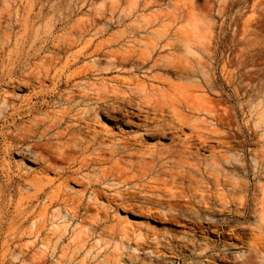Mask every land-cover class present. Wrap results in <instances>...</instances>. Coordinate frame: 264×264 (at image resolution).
I'll return each instance as SVG.
<instances>
[{
	"label": "bare ground",
	"instance_id": "bare-ground-1",
	"mask_svg": "<svg viewBox=\"0 0 264 264\" xmlns=\"http://www.w3.org/2000/svg\"><path fill=\"white\" fill-rule=\"evenodd\" d=\"M127 1L133 3V0ZM216 1L217 5L212 4V0H203L200 5L195 0L182 3L175 0L171 9L164 13L158 11L144 25L128 26L118 34L112 33L104 37L107 32L105 22L94 33L89 34V24H82L84 21L80 20L81 23L63 27V32L56 35L54 27L42 30L36 25L41 15L26 9L30 0H0V87L28 85L32 90L27 97L16 103L13 93L7 88H0V175L6 177V184L13 182L14 178L21 180L26 177V173L20 171L24 168L23 161L15 162V173L11 162L7 160L17 150L22 151L23 160L32 162L24 154H33L42 159L48 169L55 167L53 154L57 150L62 152L63 144L85 142L84 149H87L94 141L93 134L88 140L86 136L90 133V123L97 121V109L106 107L105 95L95 98L92 106L82 107L77 113H72L74 107L87 99L92 100L91 95L75 93L70 89L57 98V102L60 101L63 107L57 113H45L49 124L44 130L59 125L70 114L72 117L71 124H68L65 131L55 132L56 149L50 143L51 138L46 137L47 132L38 131L43 118L35 116L28 123L22 121L24 117L31 116L37 107L48 102L33 100L37 95L45 93L50 96L49 90L43 87L45 78L54 83L53 87H58L78 76H107L113 72H136L138 68H143L145 75L153 72L152 78L158 76L162 82L164 80L161 76L173 75L177 79L186 80L188 84H176L175 93L171 92L172 100L169 95L166 96L167 99L164 97V102L171 101L166 107L154 104L151 106L154 110L152 116L142 115L145 125L155 123L153 129L160 130L163 134L166 131L171 135L169 144L147 148L136 157L138 165L149 172L156 171L165 184H168L163 196L154 191H150V195L174 219L207 223L213 226L214 231H220L222 236L224 232L221 225L227 224V217H232L236 227L232 230L229 228V233L234 235L233 239L241 246V255L233 263L264 264V155L251 152L250 159L257 170L256 177L261 181L254 184L251 191L248 178L250 163L243 153H239L244 150L245 144L237 139V132L231 131L234 123L238 124L237 109H245L251 98L249 94L248 101H243L240 96L247 95L253 89L252 76H249L254 70L252 49L260 41L258 18L264 16V0ZM37 3H41V0H37ZM239 3H243V10L236 8ZM12 4L14 10L21 11V14H12ZM159 4L156 0H144L136 4L134 12ZM246 10L251 13L241 20ZM215 16L218 17L216 31L212 29ZM165 17L169 19L165 25L164 22L161 25ZM93 19L98 17L93 16ZM155 24L159 26L155 27ZM228 26L232 31L229 39H226L224 28ZM14 27L19 29L13 32ZM50 38L53 47L62 54L52 51L51 55H44L42 61L48 59V67L41 71L37 64L36 72H27L31 59L46 49V41ZM226 40L227 50L223 51L222 43H226ZM112 45H118L119 48L107 50ZM76 46L78 48L74 49ZM82 59L88 60L71 70ZM103 61L106 64L104 67ZM221 61L222 70L233 63L238 76H212ZM56 66L58 69L52 73ZM65 71V80L56 78ZM226 85L230 87V94L224 91ZM260 89L264 90V86ZM146 92L139 93L146 95L145 99L148 100L150 98ZM209 92L218 98L215 101L206 98L205 94ZM230 96L236 99V107L222 105L228 102ZM156 100L163 102L162 99ZM126 101L129 104L131 98H126ZM149 105L138 106L139 115L150 109ZM248 121L249 119L246 124ZM83 128L86 129L82 130ZM35 136L36 140L33 139ZM60 138H64V143L58 146ZM128 144L125 142L121 149ZM238 173L245 177L229 179L228 176ZM164 195L170 198L181 197L184 202L164 201ZM244 230H248L247 237L243 235Z\"/></svg>",
	"mask_w": 264,
	"mask_h": 264
},
{
	"label": "rangeland",
	"instance_id": "rangeland-1",
	"mask_svg": "<svg viewBox=\"0 0 264 264\" xmlns=\"http://www.w3.org/2000/svg\"><path fill=\"white\" fill-rule=\"evenodd\" d=\"M30 1L32 3L27 4L26 9L41 15L36 25L42 30L54 27V34L57 35L63 32V27L82 20L85 22L81 21L82 24H89L91 34L105 22L107 32L104 37H107L112 33L118 34L128 26L144 25L158 11L164 13L171 9L175 0H156L159 5L137 12H134L136 4L144 0H133V3L127 0ZM177 1L182 3L186 0ZM195 1L200 5L203 2ZM212 4L217 5V1L212 0ZM10 7H13L14 16L21 14V11L14 10L13 4ZM242 7L243 3H239L236 8ZM250 13L248 10L244 11L241 20ZM93 16L102 18L94 20ZM168 19L169 17L163 18L161 25L163 22L165 25ZM212 21V29L218 30V17L215 16ZM258 23L260 41L252 49L254 70L249 74L252 76L253 89L247 95L240 96L243 101H248L249 94L251 98L245 109L236 108L238 124L234 123L231 130L237 132V139L245 144L244 150L239 153H243L250 163L248 178L251 191L254 184L261 183L250 159L251 152L264 155V90L260 89L264 86V16L258 18ZM158 26L155 24V27ZM18 29L19 27H14L13 32ZM231 31L229 26L224 28L226 39H229ZM52 42L51 38L46 41V49L31 59L27 72H36L38 65L41 71L48 67L49 60L42 61L44 55H51L52 51L62 54L53 47ZM224 42L222 49L226 51L228 41ZM76 48L78 46L74 49ZM118 48V45H112L107 50L114 51ZM86 60L88 59H82L71 70ZM104 65L105 61L102 67ZM221 65L222 61L217 64L212 76H238L233 63L228 64L225 70L221 69ZM56 69L58 66L52 73ZM65 74L66 71L56 78L65 80ZM152 74L153 72L145 75L143 68H138L136 72H113L107 76L89 74L78 76L67 84L61 83L58 87H53L54 83L45 78L43 87L49 90L50 96L45 93L37 95L33 100L48 102L37 107L31 116L24 117L22 121L28 123L35 116L43 118L38 131L47 132L46 137L51 138L50 143L54 149L57 146L55 132L65 131L68 124H71L72 114L59 125L44 130L49 124L46 114L57 113L63 107L60 101L57 102L62 93L71 89L93 98L81 102L74 107L72 113L80 112L82 107L92 106L95 98L103 95L107 97V102L104 103L106 107L98 108L97 121L90 123V133H87L86 139L93 134V143L87 149H84L85 142L63 144L62 152L57 150L53 154L55 167L46 169V162L33 154H24L32 162L23 160L20 150L9 155L7 160L11 162L15 173V162L23 161L24 168L20 171L25 172L26 177L21 180L14 178L13 182L6 184V177L0 175V264H234L233 261L239 259L240 243L229 233L230 229L236 227L232 217H227V224L221 225L224 232L222 236L220 231H214L213 226L207 223L174 219L150 195V191H154L163 196L168 184H165L156 171L149 172L138 165L136 157L147 148L169 144L171 135L166 131L163 134L160 130L153 129L155 123L145 125L142 115L152 116L154 110L151 106L154 104L166 107L172 100L171 92L175 93L176 84H188L186 80L177 79L173 75L161 76L164 80L162 82L158 76V79L152 78ZM1 87L13 93L16 103L32 91L28 85ZM141 91H147L150 99H145L147 96L140 94ZM224 91L231 93L227 85ZM167 95L171 98L164 102ZM205 97L214 101L218 98L211 92L205 94ZM126 98H131L129 104ZM144 102L145 105L150 103V109L139 115L137 107H145ZM222 105L236 107V99L230 96L228 102ZM247 119L249 121L246 124ZM33 139L36 140L37 136ZM125 142L130 144L121 149ZM58 143V146L64 143V138H60ZM228 177L233 180L245 176L238 173ZM162 199L184 202L181 197L170 198L164 195ZM243 235L247 237L248 230H244Z\"/></svg>",
	"mask_w": 264,
	"mask_h": 264
}]
</instances>
